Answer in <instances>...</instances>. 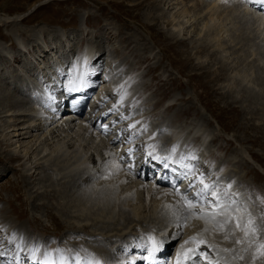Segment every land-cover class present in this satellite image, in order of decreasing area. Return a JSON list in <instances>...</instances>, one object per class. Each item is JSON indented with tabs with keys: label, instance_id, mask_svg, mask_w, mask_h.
<instances>
[{
	"label": "rangeland",
	"instance_id": "rangeland-1",
	"mask_svg": "<svg viewBox=\"0 0 264 264\" xmlns=\"http://www.w3.org/2000/svg\"><path fill=\"white\" fill-rule=\"evenodd\" d=\"M135 1L137 2V0H0V54L5 57H0V78L3 79H0V98L2 96L5 97L6 105H13L14 101L19 103L16 107L17 109L15 111L12 110L14 112L9 111L8 113H4L2 112L4 108L0 107V207L4 205L11 219L18 223L16 226H23L31 235L30 239H27L25 235H22V230L16 226V228L12 227L11 231L8 232L5 231L4 226L3 228L0 226V250L4 253L6 251L5 255L0 256V264H15V262L16 264H33L34 257L30 255L31 253L28 250L25 249L23 250L24 252H20L14 244L8 242L13 233L22 235L25 241L29 242V247L33 244L39 245L41 252L47 250L49 253H55L52 250L59 248L63 257H67L68 259L64 263L70 264L73 262L74 264V258H82L83 255L82 249L79 252V249L82 248V240L79 241L78 237L87 235L90 232L102 231L101 227L106 226L96 224V221L103 218L93 216V213L89 214L90 216H85L86 214L82 217L78 216L77 213H74L76 209L71 207L70 204L67 205L70 200H75L79 193L85 192V190L87 191L91 187H103L104 181L102 182L101 180L107 178V175L102 174L107 169L103 168V171L99 170L100 166H107V158H105V153L103 154V151H105L103 143L95 141V135L92 138L91 133H86L85 139L89 141L85 145L86 147H91V149L90 151H85V148H82L84 150V153H82L84 155L83 158L77 157L75 160L69 157L67 158L68 160H64L65 156H62L60 158L61 163L58 165L50 160L51 155L46 156L49 153L47 150L45 151L46 154L36 155L37 157L32 159V165H26L25 163H31L29 161L32 160L21 158L25 153L27 155L30 154L31 150L27 153V145L32 141L26 145L22 142L23 139L26 140L25 138L22 139L14 135L15 131L13 129L15 126H12L13 124H19L18 122H13V120L18 118L29 119L28 121L32 120L33 117L27 116L24 118L21 114L24 115L32 112L33 107L39 108V111L42 110L41 113H43L44 120H42L43 125L41 124L42 132L44 133V131L51 127L50 121L46 122L45 120L47 119L44 116L52 113L41 105L40 107L38 103L29 97V92L28 94L26 93L28 85L32 87L36 86L39 82V85H41L43 82L42 91L47 89V87L51 88V90L52 88L59 87V91L57 89L55 92L52 91L51 94L55 96V93H58L60 96V92L64 88L63 86L71 80L77 83L73 77L77 68L81 65L79 70L84 71V76L94 77L92 80L88 77L90 79L85 82V84L94 83L92 85L94 87H92L91 92L89 91L90 93L88 94L92 93L91 98L87 99L86 103L88 100L89 102L92 101V107L97 104L93 107L94 114L97 117H100L98 114L99 110H103L106 107L111 111V107L123 103L127 97L131 100V102L123 104V108L121 107L119 111H112L109 117L106 115L103 120L100 119L101 121L99 122L102 126L113 128L109 137L115 134L114 131L117 126L123 129L125 125V128H130H128L129 131L123 130L120 134L124 133L123 135L127 137V140L131 141L129 146L137 137L138 141L134 140V143H140V147H138V143V145L135 143L131 146L139 148L141 152L139 151L138 155H141L143 151L141 145L145 144L144 140L148 142L150 139L153 140L151 144L159 147L157 149L158 154L162 155L167 151V146L171 144L167 140L160 138L161 129L164 131V127L155 125L162 123L168 132L173 131L176 134L174 141L180 142L176 143L173 141L172 146L175 145L174 149H181L184 152L183 150L186 149L184 146L188 147L192 145V149L196 151L191 163L193 172L197 175L202 174L206 183L215 184L220 190L226 189L231 184L232 193L239 194V204L251 212L260 230L257 236H249V239L248 237L245 238L243 233L237 230L235 221L228 220L226 223V218L217 220V216L213 218L210 215H206V213H210L212 210L207 207L202 208L198 203L194 207L187 206L186 209L188 210V214H190L184 221L183 214L185 211L180 210L181 207L178 206L180 203H184L185 205L181 196L185 195L193 199L195 203V193L200 186L196 185L195 188L192 187L190 191L186 192L175 191L172 187L168 188L171 190L169 191L163 187L168 190L170 195L172 194L175 197L174 209L170 213L167 210L164 212V216L168 214L166 221L162 223L158 221L155 223L145 221L132 227L126 236L114 243L115 248L113 253L114 255L116 254V257H119L128 245L142 242L146 238H151V244H155L157 240L160 243L164 242L163 237H155L147 230L152 231L154 229L155 232L162 234L163 231L161 229L166 227L168 228L167 233L172 230L175 234L178 231L179 235L184 234V226L185 229L190 226H192L191 229L199 228L196 235L200 234V236L206 239L213 237L215 234L214 230L218 231L221 236L223 235V237H220V240L219 237H217V240L214 235L218 246L209 241L200 243L197 246L195 249L197 256L194 260L196 264H247L248 261L246 259H241L246 245L254 246L257 242L264 243V203H261L260 200V198H264L263 29H258L256 27L257 23L250 26L245 25L246 23L241 21L243 13L240 16H237L239 13L236 14L234 20H226L224 18V11H228L229 9L223 11V8L228 7L229 3H231L228 2L229 0L217 2L219 7L218 12L216 11L217 14L215 13L212 16V20L207 18L209 9H206L207 3L211 0H152L155 5L162 2L160 5L161 10L156 9L152 12V15L158 16L155 19L157 26L164 33L172 34L182 42L180 46L171 48L170 45L164 42L158 43L150 32L143 30L137 22H133V19L129 18L130 8L135 5ZM243 1L240 0L239 2ZM149 9L150 7L146 5L137 9L142 15L141 21L149 22L144 18V13H147ZM223 24H225L229 31L227 35L223 34L224 37L222 36L220 40H233L231 43L228 41L226 43V45L228 44L227 46L223 43L224 47L227 48L229 45H233L239 41V39H235L234 37H240V39L246 38L248 41L238 42L233 48L224 49L223 51L225 52L220 51L218 47H213L209 26H212L217 32L223 28ZM132 32H137L135 38L128 37ZM138 43L140 46H138ZM55 46L57 49L54 48ZM86 54L91 60H88L90 63L88 62V64L83 66V57ZM93 62H95V65ZM185 64L187 67H185ZM198 64L202 65L203 68L201 69L200 66H197ZM28 68H31L30 71H28ZM149 68L155 69L149 71ZM200 72L205 76V86L201 84L203 83L201 78L195 75V73L200 74ZM35 73L38 74L37 81L35 80ZM32 74L34 75L32 76ZM57 78L60 80V83L59 85L55 83V86L53 82H56ZM49 83H52L55 87H51L53 85L50 86ZM155 87L156 89H154ZM260 88L262 90L261 95H255L257 92L253 90H259ZM29 89L30 92L36 94V90L32 91V88ZM229 89L233 90V96L237 98L236 103L230 101V98L222 96ZM88 95L85 97L88 98ZM102 96L104 97L101 99ZM58 100L56 99L55 101L58 102ZM167 107H169V110H165ZM61 113L57 115L59 116ZM90 115H77V119L68 121L69 123L62 124L63 126L59 124L60 128H58L57 123L54 124L52 126L55 127L53 128L54 136L56 134V136L58 135L62 140H65L64 142H72L70 141V135L67 134L74 129L82 132V126L86 125L83 120L85 117L95 120L92 117L93 114ZM113 117L116 118L113 119ZM63 118L64 116H60L57 119L59 120L58 122L60 123ZM105 119L111 120L108 127ZM130 125H135V127L132 128ZM70 126L72 129L69 128ZM80 126L82 127L81 129ZM63 128H65L66 132ZM132 129L134 130L132 131ZM89 130L95 132L96 129L92 128ZM124 131L128 132V134L126 133L125 135ZM200 133H205V138L202 139ZM129 135L133 136V138L131 139ZM146 136L150 139H145ZM40 143H38L39 146L37 144V149L44 147L45 143ZM116 145L115 148L117 149L118 144ZM75 147H79V145L75 144ZM119 149L118 153H114L115 157L117 156L118 164L125 154L120 153L122 152V148ZM190 151L188 149L186 152ZM9 154L14 156L12 157L14 160H8L10 158ZM119 154L122 155L118 159ZM129 156L133 157L134 155L131 154ZM93 159H97L96 162H93ZM205 159L207 163L204 161ZM77 164L78 166H76ZM27 169L30 171H27ZM88 171H94L93 177L88 176ZM125 173L127 177H132L128 171H125ZM21 175L26 176L28 183L26 182L24 185L21 183ZM59 176H62V178ZM149 181L147 179L144 182L150 183L151 181ZM99 182H102V184L99 185ZM63 194H65V197H63ZM174 216H176V219H174ZM219 216L223 217L224 215ZM192 219L194 222L199 221V223L195 222L196 225H191L192 222L190 220ZM109 221L115 222L113 218H110ZM168 222L171 224L166 226ZM174 225V229L177 226L179 229L177 227L178 230H173ZM67 228H81L85 234L80 232L81 234L77 233L76 237L70 241H64V236L68 234ZM238 233L240 234L239 236ZM189 237L194 238L195 236L189 235ZM236 237L238 239L243 237V242L237 244L234 241L236 244H234V249H228L226 244L236 240ZM43 238L45 241H43ZM85 238L86 236H83V239ZM41 240L44 243L48 241L45 244L47 248L46 246L45 248L43 247L44 244H42ZM65 245L70 246V248L72 247V250H63ZM240 245H243V247ZM193 246L196 245L193 244ZM222 246L223 249L221 250L220 247ZM73 250H78V254L73 252ZM171 253L173 251L170 252L169 257H171ZM212 254L219 256H213ZM256 255V258L248 264H259V261L261 264L264 261V256ZM140 256H144V253ZM209 256L210 259L208 258ZM222 256L224 257L223 260ZM218 257L220 258L219 260ZM211 258H213L212 261ZM57 259L59 258L57 257Z\"/></svg>",
	"mask_w": 264,
	"mask_h": 264
},
{
	"label": "bare ground",
	"instance_id": "bare-ground-1",
	"mask_svg": "<svg viewBox=\"0 0 264 264\" xmlns=\"http://www.w3.org/2000/svg\"><path fill=\"white\" fill-rule=\"evenodd\" d=\"M211 0L209 3H207L206 5V9L208 11V17L210 20L213 19L212 16H214V14L216 13L217 14V10H218V4L217 2H219L220 0ZM240 0H229L228 2H231L229 3L228 7H224L223 8V11L226 10V9H229L228 11H224L225 12V16L224 18L226 20H234V16L236 14H238L237 16H240L242 13L243 15H241V21H244V23H246L245 25H254L255 23H257L258 25L256 27H258V29L264 31V6H262L261 2L259 1H263V0H244L243 2H239ZM203 2V1H202ZM222 2V1H221ZM165 3V2H164ZM163 3V4H164ZM173 3V2H172ZM263 3V2H262ZM135 5L131 6L130 8V11H129V18L132 20L133 19V22H137L141 28L145 31H148L150 32V34L153 36L154 40H156L158 43L160 42H164L165 44L167 45H170L171 48H174L175 46H180L182 44V42H180V40H178L177 38H175L174 35L172 34H166L162 31V29H160L158 26H157V23L155 22V19L158 17L157 15H152V12L154 10H161V4L162 2H160L159 4L155 5L154 2H152V0H137V2L135 1L134 3ZM149 6L150 9L147 11V13L145 12L144 13V18L145 20H148L149 22H146V21H141V14L137 11V9L139 8H142L143 6ZM194 5V4H193ZM146 8V7H145ZM205 9V8H204ZM205 9V10H206ZM263 9V10H262ZM204 10V11H205ZM217 11V12H216ZM242 11V12H241ZM261 11V12H260ZM161 12V11H160ZM207 12V11H205ZM162 15V14H161ZM157 16V17H156ZM236 16V17H237ZM239 18V17H238ZM224 19V20H225ZM237 19V18H236ZM157 21V20H156ZM206 23V22H205ZM243 23V24H244ZM229 24V23H228ZM235 24V23H233ZM126 25H130V24H126ZM206 26V25H205ZM132 27V26H131ZM207 28V27H206ZM244 28V27H243ZM205 29V28H204ZM256 29V28H255ZM254 29V30H255ZM229 30L228 28L225 26V24H223V28L219 31H215L214 28L212 26H209V32L210 33V37H211V40H213V47H218L220 48V51L224 50V49H231L233 48V46L239 42H246L248 41L246 38H241L240 37H234L235 39H239V41H237V43L235 42V44L233 45H229L227 48L224 47V44L226 45V43L229 41V39L227 40H220V38H222L223 34L227 35ZM234 32V31H233ZM137 33V32H136ZM136 33L135 32H132L131 34L128 35L129 38H135L136 37ZM263 35H264V32H262ZM233 35V34H232ZM224 37V36H223ZM227 37V36H226ZM233 39V38H232ZM135 40V39H134ZM133 40V41H134ZM173 40V41H172ZM210 40V41H211ZM136 41V40H135ZM171 41V42H170ZM233 41V40H232ZM232 41H229V43H231ZM139 42V41H137ZM144 42V41H142ZM222 42V43H221ZM132 43V42H131ZM157 43V44H158ZM181 43V44H180ZM224 43V44H223ZM228 45V44H227ZM226 45V46H227ZM138 46L139 43H138ZM167 47V46H166ZM55 49H57V47L55 46L54 47ZM169 48V47H168ZM165 49V48H164ZM163 50V49H162ZM238 50V49H237ZM243 50V49H242ZM166 51V50H165ZM225 52V51H223ZM136 56V55H135ZM0 57H4L2 54H0ZM169 57V56H168ZM5 58V57H4ZM83 66L88 64V60H91L90 57H88V55L86 54L84 57H83ZM139 59V58H138ZM137 59V60H138ZM52 60V59H51ZM92 62V61H91ZM96 62V61H95ZM95 62H93V64L95 65ZM144 62V61H142ZM90 63V62H89ZM145 63V62H144ZM146 64V63H145ZM187 64V63H186ZM185 64V67H187V65ZM143 65V64H142ZM82 66V65H81ZM80 66V67H81ZM93 66V65H91ZM193 66V65H192ZM197 66H200L201 69L203 68L202 65L198 64ZM78 67L77 69L79 70ZM88 68V66H86ZM135 67V66H134ZM140 67V66H138ZM143 67V66H141ZM30 71L31 68H28ZM92 69V68H90ZM151 69H155V68H149V71ZM56 70V69H55ZM61 70V69H60ZM76 70V69H75ZM133 70V69H132ZM147 70V69H146ZM32 71V70H31ZM80 72L77 73V76H76V82L73 80H71L68 84L65 85V88L67 89V91H71V92H75V96L73 95L72 99L73 101H75L77 98H79V95L78 93H76L78 91V89L80 88L79 86H86V90L85 92H83L82 96H87L91 90H92V86L94 83H88V84H85L86 81H88V77H86V75L84 76V71L83 70H79ZM131 71V70H130ZM134 71V70H133ZM179 71V69H178ZM181 71V70H180ZM36 72V71H35ZM56 72V71H55ZM148 72V70H147ZM160 72V71H159ZM202 72V71H201ZM200 74H196L195 75H198L202 82L204 83H201L202 85L205 86V83L206 81H204V78L205 76L203 75V73ZM34 73V72H33ZM58 73V72H57ZM206 73V72H205ZM36 74V73H35ZM59 74V73H58ZM153 74V73H152ZM34 74H32L33 76ZM207 75V74H206ZM1 76V75H0ZM50 76V75H49ZM143 76V75H142ZM18 77V76H17ZM177 77V76H176ZM37 78H38V74H36L35 76V80L37 81ZM94 78V77H93ZM93 78H91L90 80H92ZM152 78V77H151ZM1 79V78H0ZM78 79H80V81H78ZM159 79V78H158ZM185 79V78H184ZM3 80V79H1ZM24 80V79H23ZM152 80V79H151ZM169 80V78H168ZM22 81V80H21ZM51 82V81H50ZM158 82V81H157ZM54 85L55 83H57V85H59L60 83V80L57 78L56 79V82H53ZM144 83V82H143ZM194 83V82H193ZM39 83L36 84V86H32L30 87L28 85V89L26 91V93L28 94L29 92V97H31V99L33 101H35L36 103H38V105L44 107L46 110H48L49 112H51L52 114H49L48 116H44L47 120H45L46 122L48 121L50 123V126L46 131H44V133L42 132V127H41V124L43 123V113H41V111H39L40 109L39 108H33L32 107V112L30 113H27V114H24L21 116L22 117H33L32 120L28 121L29 119H15L13 120V122L15 123H19V124H13L12 126H15V128L13 129L15 131V136H18V137H21L22 139L25 138L26 140H22V142H24L26 145L29 144L31 141V143L29 145H27V153L28 151H30V154H24V156L21 158V159H29V160H32V159H35L38 155H41L43 153L46 154L45 151H49V153L46 155H51L52 157H50V160L54 161L56 164H60L61 163V157L62 156H65L64 157V160H68L67 158H76L77 157H81L83 158L84 155H82V153H84V150L85 151H90L91 147H86L85 144L88 143V141L85 139L86 137V133H91V136L92 138H94L93 135H95V141H100L103 143L104 145V148H105V151H103V154L106 155L105 158H107V166H100V169L101 171H103L102 169L105 168L107 169V171H105L104 173L102 172V174L104 175H107V178H104V180L102 179L101 181L103 182V187L100 188V186L97 188V187H91V189H88L87 191L85 190V192H81L78 194V197L74 200H70L68 204H70L71 207L75 208V212L74 213H77L78 216H84V214H86L85 216H90L89 214L93 213L94 215L93 216H97L98 218H103L105 220H98L96 221V224L98 225H106L105 227H101L102 231H94V232H90L88 233L87 235H81L79 238V241L82 240L81 242V247L79 249V252L80 250L82 249V258L83 256L84 257H87L88 255H93L97 258H99L100 260L104 261V264H178V261H179V264H193L195 261V258L197 256L196 251L195 253L193 254L192 252H189L190 249H196L197 246L200 244L201 241L203 242H211V243H214V244H217L216 242V239L218 240L217 237H219V240H220V237H223V235L221 236L220 233H218V231L214 230L215 232V237L216 239H214V235L213 237H211L210 239H206L205 237L203 236H200L199 235H196V233L198 234V229H191L192 226H190L189 228L185 229L184 225L183 224H180V225H183V229L185 230L184 234H178V231H176L177 233L175 234L172 230H170L168 233H167V227L164 228V229H161L163 231L162 234L160 233H157L155 232V230L153 229L152 231L151 230H147L149 233H151L153 236L155 237H163L164 239V242L160 243V241L157 240V242L154 244L152 243L151 246H150V238H146L144 239L142 242H139V243H133V244H130L128 245V247H126V249L124 251H122L121 255L119 257H116V254L114 255L113 253V250L115 248L114 246V243L117 242V240L119 239H122L124 236L127 235V233L132 229V227H134L135 225L137 224H142L143 222L147 221V222H164L166 221V218L168 217V214L166 216H164V212L165 210H167L169 213L172 209H174L175 207V203H174V196L170 195L169 192H168V188L171 187L170 185V182L168 181V179H166L168 177V174L169 172L168 171H163L158 162H160V159H161V155L158 154L157 152V149L159 147H156L155 145L151 144L152 143V139L148 138V136L145 137V139H150V141L148 142H145L144 139V143L142 146L143 148V151L141 153V155H138V152L140 151L139 148H134V146H131L132 144H137L138 142H135L134 143V140H137V137L136 139L133 140V143L129 146V144L131 143V141H128L127 140V137L124 136L123 134H115L112 135L111 137L109 136H104L102 130H101V127L99 126L101 120L104 119V117L106 115H108V117L110 116L109 114L112 112V111H119V109L122 107L123 108V104H126V103H129L131 102V100L127 97L126 99H124L125 101L123 102V99H122V102L123 103H120V104H116L114 105L112 108L111 111H109L108 109L109 108H104L103 110H99V116L100 117H97L94 113V109L93 107L96 106L97 104H95L93 107V103L92 101L91 102H87L83 105H81L80 109H81V112L79 113H76V114H71L70 112H67L65 111L66 109L65 108H62L60 105H62L61 103V100L63 99V94H62V91L60 92V96L58 95V93H55L56 95L53 96L51 94V92H55V90L58 89V91L60 90L59 87H55L52 83H49V85H53L51 87H55L52 88H49L47 87V89H43V82L41 85H39ZM3 85V84H2ZM76 85V86H75ZM264 85V84H262ZM197 86V84H196ZM261 86V85H260ZM39 87V88H38ZM62 87V85H61ZM152 87V86H151ZM29 88H32V91H37L36 94H33L32 92H30V89ZM20 89V88H19ZM156 89V87L154 88ZM161 89V88H160ZM159 89V90H160ZM183 89V88H182ZM90 91V92H89ZM254 92H257L255 95H258L261 93V88L259 90H253ZM252 91V92H253ZM92 94V93H91ZM90 95H88L89 98H91ZM261 95V94H260ZM263 95H264V92H263ZM223 97H228L230 98L229 100L230 101H233L236 103L237 101V98L233 96V90L229 89L227 91V93L225 95H222ZM16 97V95H15ZM104 96L101 97V99L103 98ZM100 98V97H99ZM253 98V97H252ZM54 99H59L58 102L56 103H53ZM86 99V100H87ZM120 99V98H119ZM129 99V100H127ZM82 100V99H81ZM99 100V99H98ZM114 100V99H113ZM228 100V101H229ZM5 97L2 96V98H0V107L1 108H4V110L2 112L4 113H8L9 111H12L15 109H17L16 107L18 106L19 103L15 102L13 103V105H6L5 104ZM89 101V100H88ZM104 101V100H103ZM107 101H110V100H107ZM119 101V100H118ZM121 101V100H120ZM145 101V100H144ZM229 101V102H230ZM60 102V104H59ZM99 103V102H97ZM103 103V102H102ZM109 103V102H108ZM156 103H158V101H156ZM46 104V106L44 105ZM111 104V103H110ZM109 104V106H110ZM133 104V103H132ZM226 104V103H225ZM47 105L50 106V108L48 109L47 108ZM85 105H88V111H86V113L84 114L83 110H84V107H86ZM118 105V106H117ZM157 105V104H155ZM227 105V104H226ZM40 106V107H41ZM112 106V105H111ZM117 106V107H116ZM127 106V105H126ZM52 107H56L55 111L54 110H50L52 109ZM96 108V107H95ZM39 109V110H38ZM2 110V109H1ZM93 110V112H92ZM165 110H169V107H167ZM12 111V112H14ZM17 111V110H16ZM184 111V110H183ZM62 112L59 116L57 115L58 113ZM1 113V111H0ZM22 113V112H21ZM89 115V114H93L92 117L95 118V120L92 118H87L83 116V120L85 122L86 125H83L82 127L80 126V129L82 128L83 131L82 132H79V130H72L71 132L69 131V134L67 135H70V138L72 142H64L65 140H62L61 137H58V135L54 136V131H53V128L55 127H52L54 126V124H65V123H69L68 121H73L75 119H77V115ZM42 115V116H41ZM58 116V117H57ZM60 116H64L63 120L59 123L57 120ZM79 117V116H78ZM117 117V116H116ZM115 117V118H116ZM44 118V119H45ZM66 118H69V119H66ZM113 117V119H115ZM72 119V120H71ZM101 119V120H100ZM112 119V121H113ZM43 120V121H42ZM106 121V120H105ZM38 122V124H37ZM111 122V120H109L107 122V127L109 125V123ZM143 123V122H142ZM47 124V123H46ZM45 124V125H46ZM43 125V124H42ZM67 125V124H66ZM93 125V126H92ZM158 125H161L159 127H164V131L161 129V135H160V138L161 139H164V140H167L168 143H171L169 144V146H167V151L166 152H171V147H172V143L173 141L176 139V134L173 133V131H170L168 132L166 129H165V126L161 123V124H157L155 126H158ZM63 126V125H62ZM72 126V125H71ZM71 126L69 128H71ZM121 126V125H120ZM48 127V125H47ZM57 127V126H56ZM61 126H59L58 128H60ZM78 127V126H77ZM111 127V126H110ZM118 127V126H117ZM138 127V126H137ZM154 127V126H153ZM168 127V126H167ZM68 128V129H69ZM92 128H95V132H92L91 130L89 129H92ZM99 128V129H98ZM120 128V127H119ZM123 128H125V125L123 126ZM129 128V127H128ZM126 128V130L129 131V129ZM133 128V127H132ZM65 130V128H63ZM72 129V128H71ZM110 129V133H112V129L113 128H109ZM117 129V128H116ZM135 129V128H134ZM132 129V131L134 130ZM137 129V128H136ZM155 129V128H154ZM57 130V129H56ZM70 130V129H69ZM139 130V128H138ZM149 130V129H148ZM170 130V129H169ZM38 131V132H37ZM85 131V133H84ZM137 131V130H136ZM155 131V130H154ZM206 131V130H205ZM37 132V133H35ZM62 132V131H61ZM66 132V130H65ZM68 132V131H67ZM125 132V131H124ZM131 132V131H130ZM138 132V131H137ZM203 132V131H202ZM201 132V133H202ZM121 133V132H120ZM126 133L128 134V132H125V135ZM170 133H172L171 135H169ZM200 133V134H201ZM65 134V133H64ZM138 134V133H137ZM141 134V133H140ZM160 134V133H159ZM63 135V134H62ZM61 136V135H60ZM130 136V135H129ZM135 136V135H134ZM137 136V135H136ZM202 136V139L205 138V133L204 134H201ZM151 137V136H150ZM64 138V137H63ZM130 138L132 139L133 136ZM159 138V139H160ZM88 139V138H87ZM56 141H57V144H56ZM69 141V140H68ZM138 141V140H137ZM21 142V144H22ZM40 142H44V147L41 148V149H37V144L40 143ZM59 142V143H58ZM86 142V143H85ZM92 142V141H91ZM176 142V141H174ZM72 143V144H71ZM90 143V142H89ZM93 143V142H92ZM97 143V142H96ZM166 143V142H165ZM176 143H180V142H176ZM41 144V143H40ZM75 144H78L79 147H75ZM118 144V148L116 149L115 148V145ZM140 147V143H138ZM137 144V145H138ZM157 145V144H156ZM230 145V144H229ZM39 146V144H38ZM87 146H92V145H87ZM98 146V144H97ZM117 146V145H116ZM175 146V145H174ZM173 146V147H174ZM161 147V146H160ZM177 147V146H176ZM186 147L185 150H183L184 152H186L188 149H190L191 151L190 152H193L195 154V150L192 149V145L190 146H184ZM63 148V149H62ZM65 148V149H64ZM82 148H85L84 150ZM94 148V147H93ZM103 148V149H104ZM119 148H122V152L120 153H125L124 154V157L121 158V155L118 157L121 158V162L118 164V160H117V156L115 157V154L114 153H118V149ZM134 148V149H132ZM163 148V147H162ZM82 149V150H81ZM95 149V148H94ZM98 149V148H97ZM100 149V148H99ZM132 149V151L130 152L129 150ZM161 149V148H160ZM101 150V149H100ZM120 150V149H119ZM141 152V151H140ZM85 153H88V152H85ZM133 154L134 156H129ZM140 154V153H139ZM151 154V155H150ZM26 155V156H25ZM37 155V156H36ZM211 155V154H210ZM87 156V154H86ZM95 156V155H93ZM202 156V155H201ZM253 156V155H252ZM9 157L8 160H14V157L13 155H10L9 154ZM32 157V158H31ZM103 157V156H102ZM136 157V168H134V170H130V165L131 163L130 162H133L132 159ZM139 157V158H138ZM212 157V156H211ZM104 158V159H105ZM207 159V157H205ZM262 158V157H261ZM60 159V161H59ZM75 159V160H76ZM86 159V158H85ZM206 159L204 161H206ZM210 159V158H208ZM214 159H215V156H214ZM46 160V159H45ZM88 160V159H87ZM92 160V158H91ZM90 160V161H91ZM94 160V159H93ZM97 160V159H96ZM96 160H94L93 162H96ZM131 160V161H130ZM36 161V160H35ZM104 161V160H103ZM120 161V160H119ZM198 161V160H197ZM258 161V160H257ZM31 163H25L26 165H32V161H29ZM40 162V161H39ZM79 162V161H77ZM92 162V161H91ZM90 162V164H91ZM100 162V161H99ZM164 161L161 162V164L163 163ZM85 163V161H84ZM88 163V162H87ZM104 163V162H103ZM198 163V162H197ZM207 163V161H206ZM34 164V163H33ZM63 164V163H62ZM76 164V163H75ZM82 164V163H80ZM89 164V163H88ZM101 164V162H100ZM106 165V163H104ZM133 164V163H132ZM205 164V163H204ZM248 164V163H247ZM70 165V164H69ZM78 166V164L76 165ZM83 166V165H82ZM92 166V165H91ZM168 166H169V163H168ZM37 167V166H36ZM53 167V166H52ZM75 167V166H74ZM62 168V167H61ZM72 168V167H71ZM82 168V167H81ZM90 168V167H89ZM88 168V169H89ZM252 169V168H250ZM68 170V169H67ZM91 170V169H90ZM98 170V171H99ZM109 170V171H108ZM27 171H30L29 169H27ZM76 171V170H75ZM125 171L129 172V175H131L132 177H127V174L125 173ZM94 172V171H93ZM93 172H90L88 171V176L90 175L91 177H93ZM143 172V173H142ZM248 172V171H247ZM59 174V172H57ZM72 173V172H71ZM205 173V172H204ZM210 173V172H209ZM249 173V172H248ZM30 174V173H29ZM66 174V173H65ZM86 174V173H85ZM55 175V174H54ZM63 175V174H62ZM80 175V174H79ZM83 175V174H82ZM152 175V176H151ZM157 175V176H156ZM54 177V176H53ZM60 177V176H59ZM78 177V176H77ZM90 177V178H91ZM153 177H157L155 180H153L152 178ZM21 183L24 185L27 181L26 179V176L25 175H21ZM62 178V176L60 177ZM86 178V177H85ZM256 178V177H254ZM252 178V179H254ZM73 179V178H72ZM71 179V180H72ZM88 179V178H87ZM94 179V178H93ZM149 179L150 183L148 182H144L145 180ZM251 179V180H252ZM45 180V179H44ZM51 180V179H50ZM76 180V179H75ZM140 180V181H139ZM143 181V182H142ZM47 182V181H46ZM53 182V181H52ZM82 182V181H81ZM102 182H99V185L102 184ZM28 183V182H27ZM42 183V182H41ZM51 183V182H50ZM49 183V185H50ZM64 183V182H63ZM77 184V183H76ZM81 184V183H80ZM93 184V183H92ZM255 184V183H253ZM252 184V185H253ZM56 185V184H55ZM97 185V184H95ZM94 185V186H95ZM153 185H157V186H153ZM250 185V184H249ZM58 186V185H57ZM78 186V185H77ZM245 186V184H244ZM167 189H165V188ZM251 187V186H250ZM254 187V186H253ZM80 188V187H79ZM255 188V187H254ZM253 188V189H254ZM260 188V187H258ZM257 188V189H258ZM85 189V188H84ZM247 189V188H246ZM256 189V190H257ZM77 190V189H76ZM43 191V190H41ZM49 191V190H48ZM74 191V190H73ZM171 191V190H169ZM188 191V190H186ZM40 193V192H39ZM261 193V192H260ZM189 194V193H188ZM39 195V194H38ZM65 194H63V197ZM41 196V195H40ZM52 197V196H51ZM54 198V197H53ZM66 199V198H65ZM41 200V199H40ZM69 200V199H68ZM178 201V199H177ZM55 203V202H54ZM9 205V204H8ZM180 208V210L182 211H185V213L183 214V219L185 221L186 217L190 214H188V210L186 209L187 206L184 205V203H180V205H178ZM62 207V206H61ZM177 208V207H176ZM200 208V207H199ZM62 209V208H61ZM57 210V209H56ZM66 210V209H65ZM187 210V212H186ZM207 210V209H206ZM11 211V210H10ZM54 211V210H53ZM62 211V210H60ZM46 212V211H45ZM181 212V211H180ZM43 213V212H42ZM64 213V212H63ZM183 213V212H182ZM181 213V214H182ZM50 214V213H49ZM68 215V214H67ZM72 215V214H71ZM171 215V214H170ZM70 216V215H69ZM92 216V218L94 219V217ZM178 216V214H177ZM223 216V215H222ZM17 217V216H16ZM72 217V216H71ZM170 217V216H169ZM176 219V216H174ZM182 217V216H181ZM217 220L218 219H225L226 216H217ZM91 218V217H90ZM89 218V219H90ZM96 218V217H95ZM110 218H113L115 220L114 223L110 222L109 219ZM190 218V217H189ZM69 219V218H68ZM92 219V220H93ZM97 219V218H96ZM107 219V221H106ZM173 219V218H172ZM173 219V220H174ZM36 220V219H35ZM74 220V219H73ZM169 220V219H168ZM193 220V219H192ZM192 224L191 225H196V223H199V221H195L194 220L192 221ZM75 221V220H74ZM79 221V219H78ZM188 221V220H187ZM34 222V221H33ZM82 222V220H81ZM175 222V221H174ZM217 222V221H216ZM233 222V221H231ZM79 223V222H78ZM87 223V222H86ZM177 223V222H176ZM180 223V222H179ZM218 223V222H217ZM216 223V224H217ZM18 223L15 222L14 220L11 219V216L8 214V210L7 208L2 205L0 207V226L3 228L4 226V229L5 231H11L12 227H15ZM81 225V223H79ZM171 223L168 222L166 226H169ZM186 224V223H184ZM259 224V223H258ZM40 225V224H39ZM92 225V224H91ZM97 225V226H98ZM177 225V224H176ZM21 226V225H20ZM96 226V227H97ZM121 226V228H119ZM131 226V227H130ZM162 226V225H161ZM164 226V225H163ZM227 226V225H226ZM18 227V226H16ZM15 227V228H16ZM129 227V229H128ZM178 227V226H177ZM176 227V229H177ZM187 227V226H186ZM219 227V226H218ZM262 227V225H261ZM14 228V229H15ZM19 229L22 230V235H25L27 239H30V234L28 231H26L23 226L22 227H18ZM100 228V227H99ZM175 228V225L173 227V230H176L174 229ZM233 228V227H232ZM68 230V234L64 236V241H70L71 239L75 238L76 234L77 233H82V234H85V232H83L84 230L81 229V228H78V229H70V228H67ZM127 229V230H126ZM179 229V227H178ZM177 229V230H178ZM230 229V228H229ZM18 230V229H17ZM71 230H75L74 232L71 231ZM97 230V229H96ZM160 230V229H159ZM181 230V228H180ZM179 230V231H180ZM234 230V229H233ZM238 230V229H237ZM235 230V231H237ZM220 231V230H219ZM232 231V230H230ZM239 231V230H238ZM13 232V230H12ZM200 232V231H199ZM240 232V231H239ZM1 233V232H0ZM80 233V234H81ZM180 233V232H179ZM208 233V232H207ZM7 234V233H5ZM47 234V233H46ZM156 234H159V235H156ZM4 235V234H3ZM189 235H194L195 237V242H192V238L189 237ZM227 235V234H226ZM231 235V234H230ZM229 235V236H230ZM234 235H236L234 233ZM240 234L238 233V236ZM2 236V234H1ZM6 236V235H5ZM3 236V237H5ZM12 236V235H11ZM83 236H86L85 239H83ZM212 236V235H211ZM237 236V237H238ZM189 237V239H187ZM233 237V236H232ZM235 237V236H234ZM236 237V238H237ZM213 238V239H212ZM240 238V237H239ZM1 239V238H0ZM7 239V238H6ZM35 239V238H34ZM161 239V238H160ZM232 239V238H231ZM235 239V238H234ZM249 239V237H248ZM261 239V238H260ZM259 239V241H260ZM57 240V239H56ZM233 240V239H232ZM237 240H241L243 242V237L240 238V239H236V240H233L232 242H229V244H226L227 248L228 249H234V246L236 245L235 242ZM2 241V240H1ZM42 241V240H41ZM43 241H45V239L43 238ZM42 241V242H43ZM134 241V240H133ZM174 241V242H173ZM186 241H189V243H185ZM235 241V242H234ZM247 241V240H245ZM250 241V240H249ZM253 241V240H252ZM4 242V241H2ZM27 242V241H26ZM31 242V241H30ZM234 242V243H233ZM251 242V241H250ZM29 243V242H28ZM27 243V244H28ZM48 241L46 243H42L44 244V248L46 246L47 248V244ZM53 243H55L53 241ZM219 243V242H218ZM247 243V242H246ZM255 243V242H254ZM40 244V243H39ZM120 244V243H119ZM193 244H195L196 246H193ZM208 244V243H207ZM235 244V245H234ZM238 244V243H237ZM240 244V243H239ZM252 244V243H251ZM258 244H260V242H257L256 245L254 246H247L245 247V249L243 250V257L241 258L242 260L246 259L248 261V263H250L252 260H254L256 258V248L258 246ZM2 245V243H1ZM32 245V244H31ZM75 245V244H74ZM245 245V244H244ZM253 245V244H252ZM51 246V245H50ZM149 246V250L152 249L153 247H155V251H154V254H153V257L151 258L150 261H147L144 259V257H146V253L144 256H140L142 253H144V250L147 249V247ZM218 246V244H217ZM243 247V245H240ZM12 247V246H11ZM62 247V246H60ZM75 248V247H74ZM77 248V247H76ZM125 248V247H124ZM211 248V247H210ZM216 248V247H215ZM221 250L223 249V246L220 247ZM238 249H240L239 247H237ZM10 249V248H9ZM15 249V248H14ZM17 249V248H16ZM59 249V248H58ZM213 249V248H212ZM225 249V247H224ZM7 250V249H6ZM27 250V249H26ZM56 248L52 251H55L56 252ZM63 250H72V247L70 248V246H64L63 247ZM75 250V249H74ZM73 252H76L78 254V250L74 251ZM236 250V249H235ZM242 250V248H241ZM1 251V250H0ZM47 251V250H46ZM116 251V250H115ZM173 251V253H171V257L170 256V252ZM220 251V250H219ZM240 251V250H239ZM11 252V251H10ZM21 252V251H20ZM24 252V251H22ZM121 252V251H120ZM6 253V251H5ZM26 253V251H25ZM54 253V252H53ZM68 253V252H67ZM233 253V252H232ZM237 253V252H236ZM241 253V252H240ZM14 254V253H13ZM80 254V253H79ZM130 254V255H128ZM138 254V255H137ZM181 254V255H180ZM187 254V257L188 258H185ZM221 254V253H219ZM230 254V253H229ZM239 254V252H238ZM237 254V255H238ZM31 255V254H30ZM28 255V256H30ZM69 255V254H67ZM208 255V254H207ZM213 255V254H212ZM217 255V254H216ZM216 255H213V256H216ZM223 255V254H221ZM236 255V254H235ZM21 256V255H20ZM26 256V255H25ZM114 256V258H113ZM127 256V257H125ZM219 256V255H217ZM9 257V256H8ZM116 257V258H115ZM168 258V261L165 263V259ZM179 257V258H178ZM262 257V256H261ZM260 257V258H261ZM5 258V257H4ZM7 258V257H6ZM10 258V257H9ZM30 258V257H29ZM210 259V256L208 257ZM217 258V257H216ZM223 256H222V260H223ZM226 258V257H225ZM229 258V257H228ZM238 258V257H237ZM13 259V258H12ZM27 259V258H26ZM67 257H64V262L68 261ZM208 259V261H209ZM213 258H211V261H212ZM220 258L218 257V260ZM264 259V257H263ZM2 260V259H1ZM19 260V259H18ZM71 260V259H69ZM217 260V261H218ZM3 261V260H2ZM21 261V260H20ZM207 261V262H208ZM215 261V260H214ZM229 261V260H228ZM239 261V259H238ZM237 262V261H236ZM243 262V261H242ZM258 262V260H257ZM73 264V262H71ZM70 263V264H71ZM247 263V264H248ZM5 264V263H4ZM11 264V263H10ZM16 264V262H15ZM65 264V263H64ZM74 264H75V261H74ZM206 264H209V263H206ZM259 264H260V261H259ZM261 264H264V261L261 262Z\"/></svg>",
	"mask_w": 264,
	"mask_h": 264
},
{
	"label": "snow or ice",
	"instance_id": "snow-or-ice-1",
	"mask_svg": "<svg viewBox=\"0 0 264 264\" xmlns=\"http://www.w3.org/2000/svg\"><path fill=\"white\" fill-rule=\"evenodd\" d=\"M130 127H135V125H130ZM129 151L131 152L132 150L130 149ZM189 175L193 177L192 183L189 186L195 188L196 185H199L200 187L195 193V203L193 199H190L185 195L181 196V199L184 200L186 206L194 207L195 204L198 203L202 208L207 207L212 210L210 213H206V215H210L213 218L218 215L226 216L225 222L227 223L228 220L235 221L236 228L243 233L245 238L258 235L260 230L256 225V221L253 219L251 212L239 204V194L232 193L231 184H229L226 189L220 190L215 184L206 183L203 175L195 174L191 168H188L185 178H189ZM260 200L261 203H264V198H260ZM8 242L14 244L20 251L27 249L32 257H34L33 264H64V257L59 249H57L55 253H49L47 251L41 252L39 245L33 244L29 247L25 238L17 233H13ZM192 242H195V238H192ZM236 242L238 244L242 243L241 240H237ZM185 243H189V241H186ZM200 243H203V241ZM154 251L155 247L148 251V255L144 257V259L150 261L153 257ZM195 251V249L189 250V252H192L193 254ZM256 253L259 256H264V243L258 244ZM3 255H5V253L0 251V256ZM57 257L59 259H57ZM185 258H188L187 254ZM74 259L75 264H104V261L93 255Z\"/></svg>",
	"mask_w": 264,
	"mask_h": 264
}]
</instances>
